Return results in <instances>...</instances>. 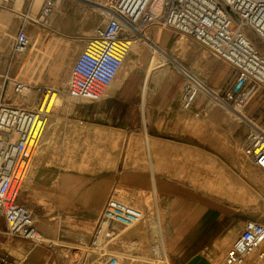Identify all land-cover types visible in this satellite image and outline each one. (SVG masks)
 <instances>
[{"label": "rangeland", "instance_id": "obj_1", "mask_svg": "<svg viewBox=\"0 0 264 264\" xmlns=\"http://www.w3.org/2000/svg\"><path fill=\"white\" fill-rule=\"evenodd\" d=\"M15 1L14 3L10 1L0 7V57L5 69L3 73L10 72L15 79L33 84L32 86L35 88L31 92L38 95V100L30 101L32 94L30 97L14 94L11 85L6 88V99L9 103L24 108L37 109L43 97L46 96L45 102H47L51 92H55L48 109L46 128L48 141H45V132L32 159L21 202L25 203L32 211L35 224L45 238L42 245H48L53 249L55 258L57 257L61 264H97L90 249V241L97 224L96 220L89 218L90 213L83 209L86 207L85 205H72L69 202L79 203V200L86 199L81 196L89 187L97 185V197L88 198V200L92 204V209L99 215L102 208L99 205L100 195L105 185H109L110 170L116 166L117 157L111 155L110 148L102 147V144L96 141L92 143L82 141L79 139L80 134L77 131L66 130L64 132V126L61 124L53 126L52 123L56 116L61 115V112L65 115L69 108L77 102L70 99L65 93L68 80L73 65L87 41L93 37L96 28L105 24L109 12V0H63L61 12L57 13L56 11L54 13H57L55 18L59 25L52 30L50 29L53 26L51 22H47L45 27L38 23H36L38 26H35L32 21L29 22L25 29L30 37L31 46L25 53L18 54H14L12 48L23 22L18 17V4H15ZM39 1L41 4L42 0ZM64 3L65 14L63 12ZM38 6L39 2L30 13L32 17L37 18L39 15ZM28 7L29 0L24 7V14H26ZM154 29L159 30L162 35L167 34L169 36L170 42L166 46V51L170 58L163 60L162 63H169L175 72H177L178 67L173 58L208 87L215 89L217 94L223 90V86L228 85L233 80L232 71L228 65L193 39L176 34L161 26L152 27L145 33ZM245 31L256 46L259 47L258 42L264 45V42L251 30L245 28ZM86 35H88L87 38H85ZM142 43L145 44L141 41ZM146 45L143 46L147 47L152 54L153 49ZM34 47V53L37 52L38 54L32 57V60H28L33 54L29 52ZM160 53L163 55V51ZM262 53L264 54L263 51ZM32 65L35 67L33 79H31ZM141 66L142 63L137 67ZM157 68L158 66L150 68L146 90L150 88L149 80ZM122 72L123 66L113 81V86L118 85L119 80L125 75ZM141 79L144 78L141 77ZM36 80H39L38 84ZM183 81L184 77L180 79V89H182ZM201 94L203 95V93ZM207 96L205 101L214 107L216 115L228 117L226 125L232 131L230 155L233 159L236 153L243 148L244 135L239 134V132L244 128L245 125L242 121H246V118L241 116L239 112L220 105L213 97ZM15 100H18L19 104ZM244 110L247 111L245 117L253 119L258 126L264 127V87L257 90ZM201 120H203L202 116H200ZM199 127L200 132L208 131L205 125H199ZM247 132L248 128L246 129ZM120 138L123 137L120 136ZM121 141L120 139V155L123 151ZM198 160L199 193L200 195L201 193L208 195L204 199L206 203L199 206L200 212L207 205H211L223 213L234 215L236 218L241 216L247 220L253 219L264 224L263 170L254 169L249 164L247 169L249 172L245 175L224 165L217 158L212 159L200 154ZM30 172H34L31 177ZM244 176L247 178L246 180ZM65 184L72 185L71 188L74 190L72 195L62 196L63 190L69 191L68 188H61ZM52 186L54 190H50ZM29 189L32 191L30 195ZM91 193V196H96V192L92 191ZM122 194H125L123 190L114 197L140 209L144 216L137 225L124 229L122 231L123 244L114 246L120 258V264H178L170 254V244L165 236L166 224H174L175 222H167L162 219L160 200L158 199L159 202L156 204V199L150 193L145 198L137 196V202H131ZM3 221L0 214V225ZM174 229V232H180L179 229ZM162 246L166 252L168 249L170 262L164 258ZM216 250L217 252L211 254V264H224L226 255L222 253L221 247L216 248ZM166 252L164 251L165 255H167ZM157 253L162 255L163 259H160ZM53 262L54 258H51L50 264ZM245 264L264 263L258 261L256 255L253 254Z\"/></svg>", "mask_w": 264, "mask_h": 264}, {"label": "built area", "instance_id": "obj_2", "mask_svg": "<svg viewBox=\"0 0 264 264\" xmlns=\"http://www.w3.org/2000/svg\"><path fill=\"white\" fill-rule=\"evenodd\" d=\"M36 0H29V11ZM59 0H42L39 15L21 14L23 26L13 43L14 54L31 46L26 31L29 22L43 24L56 12ZM104 25L96 28L73 65L65 93L75 101H101L122 67L131 42L148 29L166 27L189 37L225 62L233 80L217 95V102L233 111L246 107L260 87H264V54L248 37L245 28L264 42V0H109ZM248 35V36H247ZM181 105L190 109L200 93L207 92L201 80L187 70ZM11 85L16 95H28L35 86L19 81L10 72L0 73V214L7 235L40 246L45 238L37 228L32 211L21 196L35 151L46 131L48 108H24L6 99ZM251 124L243 152L264 171V127ZM143 212L123 200H108L93 232L90 249L97 264H120L114 246L123 244L122 231L143 219ZM158 257L162 258L159 253ZM256 255L264 263V224L248 219L224 264H245ZM8 251L0 254V264H21Z\"/></svg>", "mask_w": 264, "mask_h": 264}, {"label": "crops", "instance_id": "obj_3", "mask_svg": "<svg viewBox=\"0 0 264 264\" xmlns=\"http://www.w3.org/2000/svg\"><path fill=\"white\" fill-rule=\"evenodd\" d=\"M10 1L14 3V0H0V7ZM62 1L58 5L57 13L62 10ZM38 2L40 6V1L36 0L34 8ZM16 3L18 17L22 19L20 15L25 12L27 0H16ZM63 6L65 14V3ZM29 10L28 7L27 12L31 13L32 10ZM57 13H53L47 21L52 22V30L59 25L55 18ZM33 24L36 26V23ZM149 33L160 34L158 44L164 47L163 59L169 60L166 51L170 42L169 36L162 35L156 29L150 30ZM258 43L264 52V45ZM139 44L140 50L135 56L134 68L126 72L118 85H111L101 101H77L65 115L61 112V115L53 119V126L61 124L64 126V132L77 131L80 140L90 143L96 141L102 144V147L110 148L111 155L117 157L116 166L110 170L109 185H105L100 195L99 205L102 208L99 215L92 209L88 200L97 197V185L89 187L81 196L86 199L69 204L85 205L83 209L90 213L89 218L95 219L97 223L108 200L118 195L119 191L123 190V197L131 202H137V196L145 198L152 193L156 204L158 199L160 200L162 219L175 222L165 226V236L168 238L173 260L178 264H211L210 257L212 253L217 252L216 248L221 247L222 253L227 254L247 219L223 213L211 205L199 211V206L206 203L204 199L208 195L199 193L198 158L200 154L212 159L217 158L224 165L245 175L249 172V164L254 169L257 168L244 155L243 148L231 159L232 131L226 125L228 117L216 115L214 107L205 101L207 95L200 96V93L190 109L182 107V89L179 82L184 75L179 68L175 72L169 63H162L153 71L149 80L150 88L146 90L152 54L143 46L145 44ZM36 54L38 53H33L30 58L27 55V59L32 60ZM141 63L142 66L137 67ZM34 69L32 65L31 79L34 78ZM3 71L5 69L0 57V73ZM36 83L38 84L39 80H36ZM200 116L203 117L201 121ZM247 118L255 123L253 119ZM242 123L248 128L247 133L245 126L239 132L244 135L245 144L251 124L245 120ZM199 125H205L208 131L200 132ZM45 132V141H48L47 129ZM120 139L123 146L121 155ZM32 173L34 172H30V177ZM244 178L247 179L245 176ZM53 186L50 190H54ZM71 187L72 185H62L61 188L69 189L63 190L62 196L72 195L74 190ZM92 191L96 192V196H91ZM30 192L32 191H29V195ZM3 223L0 225V254L8 251L14 257L21 258V264H50L51 258H54L53 264H61V261L55 258V251L48 245L34 247L28 242L12 238L7 235ZM174 228L180 232H174ZM166 253L168 255V249Z\"/></svg>", "mask_w": 264, "mask_h": 264}, {"label": "bare ground", "instance_id": "obj_4", "mask_svg": "<svg viewBox=\"0 0 264 264\" xmlns=\"http://www.w3.org/2000/svg\"><path fill=\"white\" fill-rule=\"evenodd\" d=\"M61 0H59L57 2V7H56V10L58 8V5L60 3ZM64 10V9H63ZM104 14V12H103ZM64 15V14H63ZM49 19V18H48ZM48 19H46L44 21L43 24L41 25H44V27L46 26L45 24H47V21ZM34 23V22H33ZM52 24V22H51ZM37 25V24H36ZM42 27V26H40ZM248 36V35H247ZM5 37V35H4ZM88 35L85 36V38H87ZM160 37V35H158V33H143L142 35H139V39L136 40V41H132L131 42V48H130V51L126 57V59L124 60V65L123 66V72L124 74H126V72L130 71L131 69L134 68V63H135V56L138 54V51L140 50V44L139 42H144L145 44L149 45L152 49H153V52H152V56H151V59H150V63H149V70H148V75L150 74V68L152 67H155V66H159L162 64L163 62V55L160 53V51H163L164 52V47L159 45L158 44V38ZM249 37V36H248ZM250 38V37H249ZM251 39V38H250ZM4 40V39H3ZM6 40V39H5ZM160 40V39H159ZM252 40V39H251ZM5 42V41H4ZM253 42V41H252ZM34 49L35 47L29 52V53H34ZM139 56V55H138ZM144 58V57H143ZM142 60V59H141ZM174 63H176L177 67L181 70V71H184V70H187L180 62H178L176 59H174ZM122 68V67H121ZM120 68V69H121ZM120 71V70H119ZM188 71V70H187ZM122 72V73H123ZM189 72V71H188ZM119 73V72H118ZM117 73V74H118ZM193 75V74H192ZM117 76V75H116ZM116 78V77H115ZM115 80V79H114ZM202 82V81H201ZM202 84L204 85L205 89L207 90V92H204L203 94H207L211 97H213V99L217 100V92L215 89H212L210 87H208L205 83L202 82ZM32 94V92L30 91L28 96L30 97V95ZM55 94V92H51V95L49 96V99L47 100V102H45V97H43L42 99V102L37 106V108L42 105H46V107L49 109L50 105H51V102H52V97L53 95ZM202 95V94H201ZM200 95V96H201ZM25 100V99H24ZM38 100V95H35V94H32V96L30 97V101H37ZM16 103L19 104V101L18 100H15ZM245 109V107H244ZM240 110L239 113L241 114V116H244V118H247L245 116H247V111L246 110ZM236 112V111H235ZM162 254L164 256V258L166 259L167 262H170L168 259V255H165L164 251L166 252V249L164 250V247L162 246ZM162 256V257H163Z\"/></svg>", "mask_w": 264, "mask_h": 264}]
</instances>
